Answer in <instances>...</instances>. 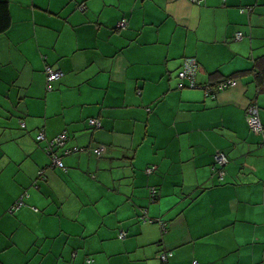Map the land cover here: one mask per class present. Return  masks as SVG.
<instances>
[{
	"label": "crops",
	"instance_id": "1",
	"mask_svg": "<svg viewBox=\"0 0 264 264\" xmlns=\"http://www.w3.org/2000/svg\"><path fill=\"white\" fill-rule=\"evenodd\" d=\"M8 1L0 264H264V129L247 119L255 103L264 127V0ZM186 57L199 87L178 89ZM64 132L84 150L55 148L60 167L46 147Z\"/></svg>",
	"mask_w": 264,
	"mask_h": 264
},
{
	"label": "built area",
	"instance_id": "2",
	"mask_svg": "<svg viewBox=\"0 0 264 264\" xmlns=\"http://www.w3.org/2000/svg\"><path fill=\"white\" fill-rule=\"evenodd\" d=\"M194 3H201L203 0H190ZM120 27H125L126 26V20H123L120 22L119 24ZM237 37L240 39L242 38V34L238 33ZM200 71V65L199 62L197 61V59L195 57H186L183 61V65L182 68L180 69V71L178 72V83H177V88L178 89H185V88H197L199 87L198 83H197V75ZM45 74L47 77V82H48V88H51V83L55 80H58L61 78V76L63 75L62 71L59 69H55L52 66H47L45 68ZM235 84V80L234 79H225L223 81H220L216 84V86L214 85H205L202 86V88L205 90L206 95H214L216 91H221L224 90L228 87H230L231 85ZM247 119H248V123L251 126V128L255 131V132H263V124L261 122V119L259 117V107L257 106V104L252 103L248 109H247ZM89 123L91 126H93L94 128H100L102 126V123L99 119H95L92 118L89 120ZM46 139L45 136V132L44 131H40L37 135V140L38 141H43ZM66 140H67V134L66 132L60 134L59 136L55 137L54 139L50 140L48 142V145L46 147L47 152L51 155L53 164H56L60 167H64L63 162L61 161L59 155L55 152V148L57 147H63L64 149V153L65 154H72L75 152H80L83 151L84 148H80V147H65L66 144ZM65 147V148H64ZM95 153L100 155L103 151L104 148L103 147H99V148H95L94 149ZM229 159L227 157V155L223 152H219L216 155V165L218 166L217 168L214 167L213 169L218 170L220 174H222V168L228 163ZM154 168H150L147 171L148 172H152ZM43 174V172H41ZM157 191L153 190V194H152V199L154 200V197L156 196ZM24 204V202L22 200H18L15 205L13 206L14 208H19L20 206H22ZM143 218H147L146 214L143 215ZM161 224H162V228L164 230L167 229V223H162V221L160 220ZM126 236L125 232H121L120 233V237L124 238ZM170 256H172V252H163L160 255V260H161V264H168V260L170 258ZM92 259H89L87 261V263H92Z\"/></svg>",
	"mask_w": 264,
	"mask_h": 264
},
{
	"label": "trees",
	"instance_id": "3",
	"mask_svg": "<svg viewBox=\"0 0 264 264\" xmlns=\"http://www.w3.org/2000/svg\"><path fill=\"white\" fill-rule=\"evenodd\" d=\"M119 24H118V28L120 29H125L127 26V22H126L125 27H120ZM11 25H12V16L10 12V3L8 0H0V34L7 32L9 28L11 27ZM255 70H256L255 81L258 86V93H261V92H264V56L261 58H258V60L256 61ZM217 83L218 82L214 84H209V85L216 86ZM156 199H157V195L154 197V200Z\"/></svg>",
	"mask_w": 264,
	"mask_h": 264
}]
</instances>
